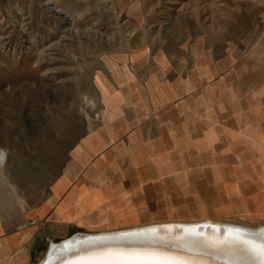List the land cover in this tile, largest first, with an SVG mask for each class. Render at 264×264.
Here are the masks:
<instances>
[{
    "label": "crops",
    "instance_id": "0c3cea01",
    "mask_svg": "<svg viewBox=\"0 0 264 264\" xmlns=\"http://www.w3.org/2000/svg\"><path fill=\"white\" fill-rule=\"evenodd\" d=\"M175 43L173 54L134 52L98 74L97 123L37 222L11 231L0 218V264L26 263L40 234L179 222L210 193L232 202V188L264 186V48L241 57L219 35L188 51Z\"/></svg>",
    "mask_w": 264,
    "mask_h": 264
},
{
    "label": "rangeland",
    "instance_id": "374dc122",
    "mask_svg": "<svg viewBox=\"0 0 264 264\" xmlns=\"http://www.w3.org/2000/svg\"><path fill=\"white\" fill-rule=\"evenodd\" d=\"M218 35L225 52L241 57L263 49L264 0H0V150L7 155L0 166L1 220L11 231L38 221L33 212L50 197L54 182L73 165L79 140L97 123L99 92L106 87L98 74L110 76V62L124 65L119 61L142 50L147 57L169 55L173 40L176 49L188 51L189 44ZM232 191V202H216L210 193L196 217L164 224L264 226V186ZM143 227L70 230L50 239L40 234L29 243L23 264H40L49 244L73 233Z\"/></svg>",
    "mask_w": 264,
    "mask_h": 264
},
{
    "label": "bare ground",
    "instance_id": "6f19581e",
    "mask_svg": "<svg viewBox=\"0 0 264 264\" xmlns=\"http://www.w3.org/2000/svg\"><path fill=\"white\" fill-rule=\"evenodd\" d=\"M6 157L0 150V166L6 164ZM103 237L111 240L87 242ZM64 241L68 247L60 257L54 255L59 243L48 245L49 257L60 258L56 264H264V226L250 229L209 220L162 223L115 233L75 234Z\"/></svg>",
    "mask_w": 264,
    "mask_h": 264
},
{
    "label": "water",
    "instance_id": "95a60500",
    "mask_svg": "<svg viewBox=\"0 0 264 264\" xmlns=\"http://www.w3.org/2000/svg\"><path fill=\"white\" fill-rule=\"evenodd\" d=\"M244 233L247 234V231H245ZM75 234H81V233H80V232L73 233V235H72L69 239H73V236H74ZM79 236H80V235H79ZM69 239H67V241H68ZM104 240H111V239L106 238V237H103V238H89L87 242H88V243H100V242H103ZM88 243H87V244H88ZM67 247H68V245L66 244V242H65L64 240H61V241L59 242V245H58V250L55 252L54 255L60 257V254H61L63 251H67ZM48 248H49V249H48L47 253L44 255L41 264H56V262H58V260H59L60 258H59V259H57L58 257L55 258V259L50 258V257H49V253H50V251H51V248H50V246H49ZM63 255H64V254H63ZM61 257H62V256H61Z\"/></svg>",
    "mask_w": 264,
    "mask_h": 264
}]
</instances>
